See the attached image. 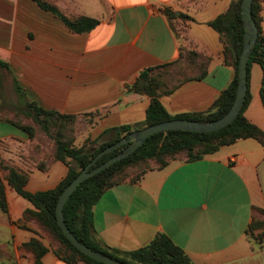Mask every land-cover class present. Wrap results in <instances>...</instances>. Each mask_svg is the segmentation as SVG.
<instances>
[{
    "label": "crops",
    "instance_id": "0c3cea01",
    "mask_svg": "<svg viewBox=\"0 0 264 264\" xmlns=\"http://www.w3.org/2000/svg\"><path fill=\"white\" fill-rule=\"evenodd\" d=\"M46 1L69 20L97 23L78 32L36 0H0V60L7 63L0 67V94L15 78L43 108L88 118L78 120L76 146L106 129L144 122L149 97L127 89L144 68L167 67V74L188 51L207 59L203 78L160 95L171 115L207 111L233 79L226 43L208 22L235 0ZM257 2L264 37V0ZM261 79L260 64L251 63L244 116L264 131ZM69 160L54 159L53 141L41 130L30 137L0 120V163L26 176L25 190L54 188ZM0 182L7 204L0 208V264H36L34 249L26 246L32 239L45 248L39 264H68L56 254L58 244L24 217L37 209L8 183L1 165ZM254 208L264 209V147L247 137L197 160L171 159L136 182L107 189L92 208V235L102 247L131 251L164 233L195 264H264V242L246 235L252 216L264 217Z\"/></svg>",
    "mask_w": 264,
    "mask_h": 264
},
{
    "label": "trees",
    "instance_id": "16d2710c",
    "mask_svg": "<svg viewBox=\"0 0 264 264\" xmlns=\"http://www.w3.org/2000/svg\"><path fill=\"white\" fill-rule=\"evenodd\" d=\"M36 1L42 8L52 12L63 20L72 30L78 32L85 31L97 23L96 19L87 17H82L75 21L69 20L56 6L48 1ZM240 3L241 0L233 1L225 13L219 14L208 22L220 34L224 43H226L223 54L226 62L234 68V76L228 87L221 92L219 97L205 112H188L171 115L165 110L159 99L161 94L171 93L186 80L204 77L207 59L201 54L192 51L181 53L180 56L184 60L183 64L173 71H169L167 74L165 72L162 74L154 73L153 71L159 66L147 67L140 71L136 80L127 89L128 91L145 94L149 97L150 101L146 109L144 122L133 125L124 124L104 130L99 137L108 136V138L100 142L99 145H96L95 140L89 145H74L73 136L72 134L70 136L68 132V122L71 121L74 114H66L43 108L36 101L29 99L17 80L13 79V89L18 97V101L14 106L15 112L29 117L31 123H23L21 120H16L15 118H0V120L11 122L30 137L34 135L36 129L41 130L53 141L54 159L61 161L70 160L68 161L67 173L54 188L36 192H29L24 189L26 181L24 174L11 166L2 163L0 165L3 169L7 170L8 183L19 195L30 201L37 209L36 211L26 210L24 217H30L35 220L48 236L58 244L56 254L68 264H77L79 262L85 264H105L85 255L73 246L62 233L55 217V206L61 191L100 150L126 136L133 130L147 125L176 118L210 121L220 118L230 108L235 96L238 59L243 42ZM259 8L257 0H252L251 15L258 28V36L249 55L246 78L248 86L250 65L253 62L259 63L262 68L260 99L264 106V37L260 32ZM0 67H7V63L0 60ZM249 100L250 91L248 86L240 112L230 124L222 129L207 133L183 130H167L154 133L148 136L128 156L83 180L63 205L62 211L67 227L82 243L128 264H195L184 250L164 233H157L146 245L131 251H120L100 246L92 235V208L107 189L127 179L130 182H136L147 170L162 167L171 159L183 157L187 161L197 160L208 153L218 150L223 145L247 137L257 139L264 147V131L244 116V110ZM126 145H121L101 155L91 168L119 153ZM6 207L4 188L0 182V208L5 211ZM254 210L264 215V209L254 208ZM254 216H252V220L246 228V235L257 243H263L264 220L259 219L257 215ZM256 227H262V229L260 230L261 232L254 234L255 230L253 229ZM26 246L34 249L36 264H39V257L45 251V248L36 239H32Z\"/></svg>",
    "mask_w": 264,
    "mask_h": 264
},
{
    "label": "water",
    "instance_id": "95a60500",
    "mask_svg": "<svg viewBox=\"0 0 264 264\" xmlns=\"http://www.w3.org/2000/svg\"><path fill=\"white\" fill-rule=\"evenodd\" d=\"M251 4L252 0H241L240 3V14L243 24V42L242 49L238 59L237 67V85L235 90V96L233 102L228 111L220 118L205 121V120H189L176 118L171 120H165L156 124L147 125L143 128L133 130L126 136L110 144L104 149L100 150L92 160L75 176V178L61 191L56 206H55V217L59 228L66 238L75 246L79 251L85 255L103 262L105 264H128L121 260L112 258L107 254L99 250L92 249L86 244L82 243L67 227L64 216H63V205L77 186L86 178L93 176L99 171L107 168L112 163L128 156L137 147H139L143 141L150 135L167 130H183L192 132H213L226 127L230 124L240 112L245 94L247 92V62L249 59L250 52L252 51L254 44L258 36L257 25L251 15ZM127 144L124 149L119 153L108 158L101 164L91 168L93 163L103 154L121 146Z\"/></svg>",
    "mask_w": 264,
    "mask_h": 264
},
{
    "label": "rangeland",
    "instance_id": "374dc122",
    "mask_svg": "<svg viewBox=\"0 0 264 264\" xmlns=\"http://www.w3.org/2000/svg\"><path fill=\"white\" fill-rule=\"evenodd\" d=\"M166 69H167V67H162V68L160 67V68H157L155 71L159 74H162V73L166 72L165 71ZM17 101H18V97H17L14 89L12 88L11 83L9 82L8 85L5 84L4 91L2 94H0V118H7V119H14L15 118L16 120H31L29 117H26L24 115H21V114H18L15 112L14 106L17 103ZM56 120H61V119H56ZM78 120H88V118H85V116H84L81 119H78V117L74 114L71 121L68 122V132H69L70 136H71V134L73 136V144L77 138L78 128L81 129L82 125H83L81 123L83 121H78ZM105 138H104V136H102V137H98L97 139H95L96 145H99L100 142L107 140ZM91 142H93V140L87 139L86 141H84L83 144L89 145ZM254 218H255V216H254ZM261 220H264V217H262ZM263 226H264V224H263ZM262 227H256L253 229L255 231L254 232L252 231V232L254 234L259 233V232H261L260 230L262 229Z\"/></svg>",
    "mask_w": 264,
    "mask_h": 264
}]
</instances>
